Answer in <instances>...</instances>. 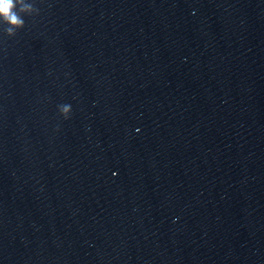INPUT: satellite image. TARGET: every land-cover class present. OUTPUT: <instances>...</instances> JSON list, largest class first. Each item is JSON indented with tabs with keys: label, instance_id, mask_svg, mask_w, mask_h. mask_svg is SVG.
<instances>
[{
	"label": "clouds",
	"instance_id": "obj_1",
	"mask_svg": "<svg viewBox=\"0 0 264 264\" xmlns=\"http://www.w3.org/2000/svg\"><path fill=\"white\" fill-rule=\"evenodd\" d=\"M39 9L35 7L32 0H0V24L6 25L4 33L15 36L17 30L25 26L24 16L38 14ZM59 111L65 119L69 118L71 105L64 104L59 106Z\"/></svg>",
	"mask_w": 264,
	"mask_h": 264
}]
</instances>
